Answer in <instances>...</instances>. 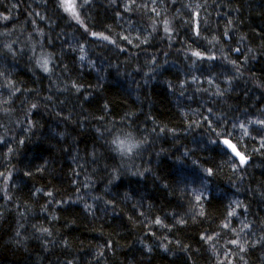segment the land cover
Here are the masks:
<instances>
[{"label":"clouds","instance_id":"clouds-1","mask_svg":"<svg viewBox=\"0 0 264 264\" xmlns=\"http://www.w3.org/2000/svg\"><path fill=\"white\" fill-rule=\"evenodd\" d=\"M0 264H264V0H0Z\"/></svg>","mask_w":264,"mask_h":264},{"label":"trees","instance_id":"trees-1","mask_svg":"<svg viewBox=\"0 0 264 264\" xmlns=\"http://www.w3.org/2000/svg\"><path fill=\"white\" fill-rule=\"evenodd\" d=\"M161 95H163V93H161ZM39 151H43V149H39Z\"/></svg>","mask_w":264,"mask_h":264}]
</instances>
